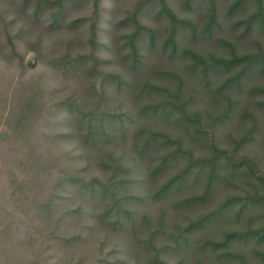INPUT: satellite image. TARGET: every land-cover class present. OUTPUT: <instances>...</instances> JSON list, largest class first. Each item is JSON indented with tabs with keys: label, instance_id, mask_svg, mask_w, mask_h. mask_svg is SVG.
Here are the masks:
<instances>
[{
	"label": "rangeland",
	"instance_id": "obj_1",
	"mask_svg": "<svg viewBox=\"0 0 264 264\" xmlns=\"http://www.w3.org/2000/svg\"><path fill=\"white\" fill-rule=\"evenodd\" d=\"M258 1L0 0V264H238L235 254L264 264L255 254L264 240L208 245L264 226V184L254 178H264V108L248 93L264 88V71L223 92L233 111L205 137L141 114L150 98L136 95L146 81L172 87L158 71H173L184 91L197 88L191 112L203 125L222 104L210 89L228 73L202 90L180 52L228 58V43L239 57H260L264 23L247 22ZM141 127L181 139L190 155L153 174L151 160L167 148L139 156ZM207 140L227 161L206 197L176 203L203 192L204 177L190 173L153 199L188 161L212 155Z\"/></svg>",
	"mask_w": 264,
	"mask_h": 264
},
{
	"label": "trees",
	"instance_id": "obj_2",
	"mask_svg": "<svg viewBox=\"0 0 264 264\" xmlns=\"http://www.w3.org/2000/svg\"><path fill=\"white\" fill-rule=\"evenodd\" d=\"M241 3V0H237L234 5ZM263 5L262 0L258 1V9L256 14H252L247 22L249 24L258 21L263 25ZM185 23V22H182ZM210 24L206 27L208 28ZM169 43H166L167 47ZM226 46L229 49L228 58H220L214 55L203 56L199 55L191 50L184 49L180 52V55L187 60L185 66V73L187 76H190L188 79L193 77L199 79L202 82V90L210 88L211 77L217 72H227L228 76L223 80V82L216 86L215 88L210 89V92L219 96L221 100V108L215 114H205V123L201 125L200 115L195 112H191V103L194 99V96L197 93V88L194 84L184 91V80L183 77L174 73L173 71L162 70L158 71L159 74L170 76L176 79V84L172 87L158 85L149 81H146L141 84H137V96H142L143 94L150 98L149 102H145L143 108L139 111L141 114L146 113L151 115L153 118L162 121L163 123L171 122L175 126H180L185 129L188 134L195 133L197 130L196 127H201L202 136L209 135L213 131V128L218 124L224 122L230 113L233 111L234 101L231 94H223L225 90L237 89L241 87L243 79L248 77L254 72H263L264 71V54H259L260 57L253 56L249 57H239L236 55L234 49L226 43ZM174 51V50H173ZM249 95L260 96L256 105L260 108H264V88L261 87H251L248 91ZM242 115L245 118H248L249 122L255 124V117L253 114L249 113L246 109L242 110ZM91 119V118H90ZM104 118H101L100 121H103ZM108 119L102 123L105 127L108 124ZM210 131V132H209ZM137 142L134 144L135 152L141 156V153H145L151 146L161 145L167 148V152L160 154L158 157L152 159L153 164L149 165L150 170L155 171L153 174L158 172L161 168L165 167L169 163L181 159V152L184 156H189V151L182 150L183 142L179 138H173L170 133L162 130L151 129L148 127H141L138 132ZM207 145L211 148L212 155L207 159L196 160L195 164L191 165V162H187L188 167L182 171L181 174L174 175L164 184L159 187V190L156 191V196H153V199H159L160 195L168 194L170 192L175 193L179 185L187 179L190 173H192L196 178L204 177V186L203 192L191 196L189 198H182L176 200V203L181 205H191L194 202L200 201L206 197L209 193L211 185L215 181L217 175L220 176L222 171L226 168L225 162L227 161V153H221L218 151L216 146L211 140H207ZM191 165V166H190ZM192 166L196 168L192 170ZM235 170L232 167H228V177L235 175L233 172ZM254 178L261 182V185L264 184V178L255 175ZM176 189V190H175ZM250 197L247 194V202L251 205L255 203L248 200ZM255 237L256 243H260L264 240V226H261L257 229L252 228L251 225H248L246 231L237 233L231 232L224 236L223 240L213 241L208 243L209 248L213 251L219 250L232 243L235 240H241ZM224 256H229L230 253H223ZM255 254L260 257L261 261H264V250L255 251ZM236 259H238V264H247L246 257L244 255L235 254ZM219 259H223L219 257ZM219 263V262H218Z\"/></svg>",
	"mask_w": 264,
	"mask_h": 264
}]
</instances>
